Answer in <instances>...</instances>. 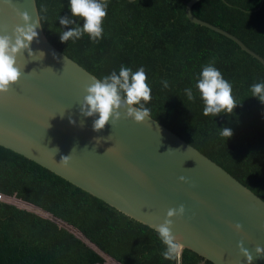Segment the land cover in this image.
<instances>
[{
	"label": "trees",
	"instance_id": "trees-1",
	"mask_svg": "<svg viewBox=\"0 0 264 264\" xmlns=\"http://www.w3.org/2000/svg\"><path fill=\"white\" fill-rule=\"evenodd\" d=\"M189 0H107L103 36L68 42L60 34L83 20L69 0H36L48 41L98 79L121 65L145 69L150 117L222 167L264 201V103L251 85L264 82L262 64L226 37L192 24ZM41 5L47 13L41 12ZM194 17L227 31L264 59V0H200ZM46 17V18H45ZM68 17L74 25L62 26ZM233 86L231 114H203L195 85L213 62ZM169 86L163 87L162 81ZM191 88L189 101L184 89ZM143 103V102H142ZM222 128L232 131L230 138ZM0 197L14 198L73 227L119 264H212L184 249L165 259L155 230L127 217L36 163L0 146ZM0 264H105L80 238L53 221L0 200Z\"/></svg>",
	"mask_w": 264,
	"mask_h": 264
},
{
	"label": "water",
	"instance_id": "water-1",
	"mask_svg": "<svg viewBox=\"0 0 264 264\" xmlns=\"http://www.w3.org/2000/svg\"><path fill=\"white\" fill-rule=\"evenodd\" d=\"M199 1L186 3L188 21L233 41L264 67V59L234 35L192 15ZM23 12L28 23L36 21V0H0V34L11 36L22 27ZM35 31L33 55L29 49L17 55L21 76L0 94V146L155 231L168 209L184 205L183 215L171 218L179 254L188 249L212 264H247L237 247L242 243L253 255L251 264H264V255L255 253L264 248V201L151 117L136 123L121 110L114 125L94 130L98 116L84 117L80 103L98 78L48 41L40 19ZM32 208L104 254L73 227Z\"/></svg>",
	"mask_w": 264,
	"mask_h": 264
},
{
	"label": "clouds",
	"instance_id": "clouds-1",
	"mask_svg": "<svg viewBox=\"0 0 264 264\" xmlns=\"http://www.w3.org/2000/svg\"><path fill=\"white\" fill-rule=\"evenodd\" d=\"M107 0H69V9L73 18L79 17L83 20V26L76 25L68 31L60 34L61 42L75 41L87 34L93 42H97L103 36V21L107 16ZM41 12L47 13V7L41 5ZM21 19L25 22L23 26H17L11 36L0 34V94L7 93L10 87L16 84L21 76V70L17 67L16 57L24 49H29V55H33L29 45L37 37L35 31L40 19L28 23L30 20L27 12L20 13ZM46 18V17H45ZM62 26L74 25L75 21L68 17L59 18ZM41 58L44 53L39 52ZM148 77L145 69L141 66L136 71L121 65L118 73L113 71L110 75L102 79H94L84 91L82 102L80 103V113L84 117L97 115L93 121V129L102 130L109 122L114 125L121 117L123 110L125 118H131L136 123H141L145 118L150 117V110L145 104L152 99V89L148 84ZM163 87L169 86L168 81H162ZM196 89L203 101V114L205 116H218L221 113L231 114L238 105L233 96V86L226 80L222 73L214 66V61L203 66L197 79ZM252 97L264 103V82L251 85ZM184 93L189 101H193L195 96L191 88L184 89ZM143 102V103H142ZM74 123V121H71ZM221 135L230 138L232 131L229 128H222ZM108 150V149H107ZM70 156L62 157L61 160L67 162ZM185 182V177H179ZM184 205L177 208H170L166 212V217L162 224L156 227V232L165 250L162 255L165 259H171L176 253L180 244L172 233L173 216L183 215ZM239 231L241 225H234ZM240 253L245 257L247 264H251L253 255L238 243ZM256 256L264 255V248H255Z\"/></svg>",
	"mask_w": 264,
	"mask_h": 264
},
{
	"label": "rangeland",
	"instance_id": "rangeland-1",
	"mask_svg": "<svg viewBox=\"0 0 264 264\" xmlns=\"http://www.w3.org/2000/svg\"><path fill=\"white\" fill-rule=\"evenodd\" d=\"M1 199L6 201V202H8V203H10V204H13V205L19 207V208H23V209H26V210H29V211L37 212V210H34V208H32V206L30 207L29 205H26L23 202L17 201L14 198H4V197H2ZM40 215L43 216V214H40ZM100 255L104 259L105 264H119V263L115 262L114 260H112L110 257L106 256L105 254H101L100 253Z\"/></svg>",
	"mask_w": 264,
	"mask_h": 264
}]
</instances>
